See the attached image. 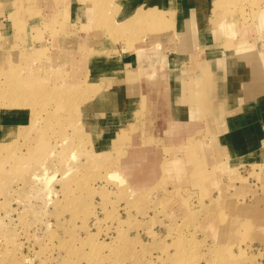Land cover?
I'll list each match as a JSON object with an SVG mask.
<instances>
[{"label": "rangeland", "instance_id": "1", "mask_svg": "<svg viewBox=\"0 0 264 264\" xmlns=\"http://www.w3.org/2000/svg\"><path fill=\"white\" fill-rule=\"evenodd\" d=\"M212 19L219 46L251 49L243 57L264 75V0H215ZM40 65L27 60L28 80L16 86L17 72L0 76V108L23 111L0 131V264H264V166L226 171L204 131L166 147L171 164L180 153L184 166L154 173L144 161L162 147L158 128L137 147L97 151L80 89ZM178 171L186 179L180 217L169 214L178 203L170 180L135 191L126 179Z\"/></svg>", "mask_w": 264, "mask_h": 264}, {"label": "crops", "instance_id": "2", "mask_svg": "<svg viewBox=\"0 0 264 264\" xmlns=\"http://www.w3.org/2000/svg\"><path fill=\"white\" fill-rule=\"evenodd\" d=\"M214 4L215 0H0V76L17 72L10 83H24L27 60L64 72L63 85L80 89L81 121L86 133L96 138L97 151L137 147L158 128L162 147L144 161L153 173L166 163L184 166L180 153L171 164L166 147L171 141L180 146L186 136L201 131L214 140L221 152L215 164L225 162L226 171L264 166V75L243 57L254 55L251 49L219 46ZM143 40L147 46L142 47ZM19 108H0L2 136L20 123L11 120L22 115ZM148 124L151 129H144ZM170 178L126 177L135 191L170 180L168 197L176 196L178 203L169 214L180 217V199H185L181 184L186 179L179 171ZM175 185L181 190H173Z\"/></svg>", "mask_w": 264, "mask_h": 264}, {"label": "bare ground", "instance_id": "3", "mask_svg": "<svg viewBox=\"0 0 264 264\" xmlns=\"http://www.w3.org/2000/svg\"><path fill=\"white\" fill-rule=\"evenodd\" d=\"M153 14V13H152ZM156 14H158V13H156ZM157 16H159V14L157 15ZM157 16H155V17H157ZM162 16V15H161ZM150 17V16H149ZM151 18H153V17H151ZM156 19V18H155ZM159 19V18H158Z\"/></svg>", "mask_w": 264, "mask_h": 264}]
</instances>
